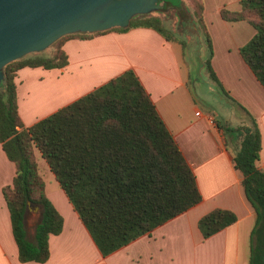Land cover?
I'll return each mask as SVG.
<instances>
[{"label":"trees","instance_id":"trees-1","mask_svg":"<svg viewBox=\"0 0 264 264\" xmlns=\"http://www.w3.org/2000/svg\"><path fill=\"white\" fill-rule=\"evenodd\" d=\"M239 3L238 10L222 8L220 14L225 20H244L255 28V35L240 53L264 87V0ZM190 4L188 19L208 48L205 67L221 87L210 65L212 51L202 0H190ZM135 26L152 28L167 40L176 39L158 16H140L127 27L110 30L126 31ZM102 32L65 35L51 45V57L28 55L4 68L0 143L15 164V176L3 193L21 262L46 261L49 235L58 234L63 226L62 216L46 196L35 150L103 256L150 233L202 199L193 170L132 69L32 125L23 124L17 105V70L26 66L60 68L67 64L62 47L67 38L84 39ZM260 149L258 126L244 127L233 165L242 174L245 197L256 214L247 264H264V169L258 165ZM28 201L42 209L33 241L27 239L24 227ZM235 221L231 210L214 208L199 218L198 228L205 239Z\"/></svg>","mask_w":264,"mask_h":264},{"label":"crops","instance_id":"crops-1","mask_svg":"<svg viewBox=\"0 0 264 264\" xmlns=\"http://www.w3.org/2000/svg\"><path fill=\"white\" fill-rule=\"evenodd\" d=\"M202 5L212 51L210 65L221 87L209 70L207 79L201 81L211 84L219 109L197 96V78L184 44L144 26L67 38L62 46L66 65L22 67L15 78L18 112L23 124L30 126L132 69L193 170L201 201L103 256L53 173L44 179L39 169L46 196L62 216L63 226L58 234L49 235L46 261L21 262L3 193L15 176V164L0 143V264H247L256 214L245 197L233 156L240 148L242 129L255 123L261 137L258 165L264 169V87L240 53L256 30L247 21L221 17L222 8L238 10L240 3L231 9L219 4L212 16L207 14L205 0ZM195 32L200 47L205 45L200 32ZM233 113L245 123L235 125ZM214 208L231 210L236 221L204 239L198 220ZM41 214V207L32 203L25 210L24 227L30 241Z\"/></svg>","mask_w":264,"mask_h":264},{"label":"water","instance_id":"water-1","mask_svg":"<svg viewBox=\"0 0 264 264\" xmlns=\"http://www.w3.org/2000/svg\"><path fill=\"white\" fill-rule=\"evenodd\" d=\"M162 7L158 0H0V82L7 64L42 52L65 35L127 27L138 15ZM173 7L169 3L162 12Z\"/></svg>","mask_w":264,"mask_h":264},{"label":"rangeland","instance_id":"rangeland-1","mask_svg":"<svg viewBox=\"0 0 264 264\" xmlns=\"http://www.w3.org/2000/svg\"><path fill=\"white\" fill-rule=\"evenodd\" d=\"M182 1L186 4L185 18L184 16L181 15L178 7H173L170 10H168L166 13L162 12V9H164V7H162V9L154 13L138 15L136 19L139 18L140 16H158L159 18H161L163 22V26L169 32H171L177 40H180L181 42L184 43L187 58L190 59L194 67L195 72L193 76L197 78L194 82L197 96L201 98V100L202 99L206 100V102L212 105L213 108L219 109L220 105L218 99L215 97L214 92H212L213 90H211L209 87L211 84L209 83L208 85L204 83V81H201V79L206 80L208 76V69L205 67V59L208 57V48L206 44L200 47V44L198 43L197 38L195 36L196 28L193 26V24H191L190 21L186 19V17L189 18V12H191L189 8V6L191 5L190 0H182ZM205 1H206L207 14L209 16H212L213 14L216 15V7L219 4L229 9H231V7H235V8L239 7L238 0H205ZM170 2L173 5H175L177 3V0H171ZM199 52L201 55L200 58H199ZM52 54H53V47L50 46L40 53L28 54V55L51 57ZM233 120L235 125H242L243 123H245L242 119L235 116L234 113H233ZM35 152L38 159L40 172L44 177V179H47V174L51 175L52 173L49 170L47 163L45 162L41 154L37 150H35Z\"/></svg>","mask_w":264,"mask_h":264},{"label":"flooded vegetation","instance_id":"flooded-vegetation-1","mask_svg":"<svg viewBox=\"0 0 264 264\" xmlns=\"http://www.w3.org/2000/svg\"><path fill=\"white\" fill-rule=\"evenodd\" d=\"M170 1H171V0H158V3H160L163 7H165L167 4L171 3ZM175 5H176V7H178V9H179L181 15L184 16V18H185V15H186V14H185V7H186V4H185L182 0H177V3H176ZM186 19H187L188 21H190V20L188 19V17H186Z\"/></svg>","mask_w":264,"mask_h":264}]
</instances>
